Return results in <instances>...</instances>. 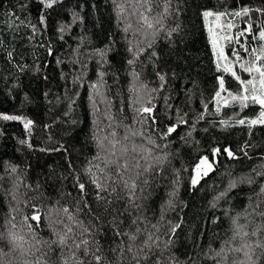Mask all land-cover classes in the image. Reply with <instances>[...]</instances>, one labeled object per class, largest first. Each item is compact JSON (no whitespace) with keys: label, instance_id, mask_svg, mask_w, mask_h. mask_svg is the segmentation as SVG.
I'll list each match as a JSON object with an SVG mask.
<instances>
[{"label":"trees","instance_id":"1","mask_svg":"<svg viewBox=\"0 0 264 264\" xmlns=\"http://www.w3.org/2000/svg\"><path fill=\"white\" fill-rule=\"evenodd\" d=\"M116 3L126 4V0ZM164 3L165 0H154L156 12L163 11ZM19 4L27 7L20 9ZM243 6L262 7L264 0H171L170 14L164 19L163 27L147 29L136 23L137 16L129 15L131 7L126 5L123 14H119L113 0H63L48 10L43 9L39 0H0V114L23 116L34 122L29 131L22 121L0 119V231L11 229L6 220L15 217L13 223L17 227L11 230L31 241L23 216L31 215L32 205H36L43 214L38 236L47 240L51 238L49 215L53 220L57 218V213L49 210L60 205L72 206L78 198L73 170L86 180L83 171L97 153L92 134L96 128L94 121L102 118L94 113L89 98L100 99L91 85L100 83L101 71L105 75L99 91L111 103V112L121 115L117 108H124L125 124L133 123L134 94L129 92L135 80L133 73L138 76L137 83L147 85L141 94L155 106L152 115L157 130H166L180 117L188 121L168 139H157L153 134L162 146L153 154L167 153V159L148 176L149 185L143 193L136 192V203L143 205L142 213L125 200L115 205L121 212L125 207L131 212L130 216L125 213L122 217V229L128 230L137 216L146 217L138 226L159 237V248L155 251L162 264H173L174 260L180 264H213L209 257L232 235L233 217L240 214L239 222L249 225L248 231L261 223L264 218L256 215L253 207L264 200V196L257 195L264 186V178L256 175L264 172V126L252 127L250 135L247 126L235 123L239 118L237 113L254 118L260 107L251 104L241 111L239 105L230 104L221 107L219 113L215 111L212 98L218 88L217 77L224 76L233 91L239 85L230 74L218 70L202 16L205 10H239ZM9 12H15L19 19L9 16ZM41 13L46 15L44 25L39 22ZM262 19L255 13L250 18L236 17L235 28L241 30L246 26L245 21H249L256 29ZM128 23L133 27L125 32ZM177 24L180 31L169 36L168 32ZM62 27L64 30L60 31ZM153 40V47L149 48L148 43ZM129 48L144 49L132 65L127 63L133 59ZM101 49L107 50L104 57L99 54ZM153 51L156 56L151 55ZM8 52H12L11 58ZM158 74L165 76L164 82ZM98 107L103 110L106 105L101 103ZM202 112L204 118L200 119ZM222 120H228L232 126L225 127L220 123ZM190 131L192 135L188 136ZM21 140L26 143L21 144ZM246 142L250 145L246 149L248 156L241 151ZM61 145L67 147L68 153L50 151ZM217 147L231 148L238 158L230 159L221 151L215 171L192 186L191 178L199 158L203 155L212 158L211 150ZM250 176L254 183L241 182ZM233 181L236 187L229 189ZM221 192L227 195L217 200ZM87 200L103 220L106 235L97 239L103 245L107 264V260H115L118 255L109 250L115 247L109 229L114 213L103 212L95 201L94 189ZM80 217L85 225L89 224L87 210ZM59 218H64L63 213ZM152 224L157 225L158 231ZM177 224L180 226L172 234L170 229ZM169 239L171 243L165 247ZM28 247L26 244L25 248ZM0 249H3L2 264H23L24 260L35 258L31 254L22 256L19 249L11 250L3 242ZM229 256L244 259L242 254ZM124 257L127 264L128 254ZM51 259L56 261L57 255L53 254Z\"/></svg>","mask_w":264,"mask_h":264},{"label":"snow or ice","instance_id":"2","mask_svg":"<svg viewBox=\"0 0 264 264\" xmlns=\"http://www.w3.org/2000/svg\"><path fill=\"white\" fill-rule=\"evenodd\" d=\"M63 0H39V4L43 9H53L57 4H61ZM119 14H123L126 5L131 7L132 11L130 16H137L136 23L140 27H146L147 29H155L157 25L160 28L163 27V21L169 13L171 7V0H165L163 11L156 12L154 0H126L125 3H116ZM20 9L27 7L25 4H19ZM158 8L159 5H156ZM143 9V10H141ZM155 12V15L153 13ZM258 14L260 17H264V6L262 7H250L243 6L239 10L224 11H212L205 10L202 16L207 26L209 18L214 17L216 27L223 32L225 24L220 23L223 18L227 17L226 27L233 29L236 25L232 22L234 17H251V14ZM9 16L19 17L15 12L7 13ZM40 24H46V15L41 13L39 16ZM23 23V21H20ZM245 27L235 33L234 36L217 35L214 34L213 28L209 27V37L213 47V52L217 58V68L220 69L219 61L223 59L225 61L223 71L230 73V75L238 82L239 87L233 91L230 86L226 84L224 76L217 77L218 88L214 93L213 101L215 102V111L219 113L221 107H227L230 104L239 105L241 111L248 108L251 104H257L260 107L258 115L254 118L247 116H239L235 123L240 126H247L249 128V134L251 135V128L257 125L264 126V19H262L258 27L254 30L253 23L245 21ZM11 27V24L9 25ZM33 31H36L35 25L32 26ZM133 27L132 23H128L124 28L125 32ZM63 27L60 31H63ZM139 28L137 29V31ZM159 30V29H157ZM180 31V25H176L168 32L171 36L173 33ZM245 34L251 37L253 41H260L259 48H249L246 44L240 42V37H244ZM219 40L233 41L239 44L240 49L246 54L247 58L241 56L240 51L233 49L232 57L229 59L225 55L222 47L218 48ZM153 41L148 43V47H153ZM2 44V41H0ZM144 49L134 50L129 48L128 51L132 53L133 59H129L127 63L132 65L135 62V58ZM106 49L99 50L101 57L106 55ZM51 55V49H49ZM8 57H12V52L7 53ZM152 56H156V52H151ZM59 63V61H57ZM241 73H247V77H243ZM105 73L101 71L99 76L101 78L100 83H93L91 87L96 91L99 100L89 99L92 101V107L94 113L98 114L102 119L94 121L96 128L93 130L92 139L97 147V153L92 160L88 162L89 166L83 171V175L87 177L86 180H82L79 174H74L73 179L75 187L78 190L79 196L74 199L72 206L60 205L49 210V212L57 213V218L52 219L49 215V228L51 232V238L44 240L39 238L37 229L43 222V214L41 209L32 205L33 212L31 215H24L23 221L27 226L28 233L31 236V241L25 238V235L12 231L17 225L13 223L15 217L6 220V224L11 225V229L7 232L0 231V242H3L11 250L19 249L22 256L31 254L35 258L33 260H24L23 264H105L106 256L103 253V245L97 239V236H105L106 232L102 227L103 220L89 204L87 196L90 191L94 189L95 201L98 205L102 206L105 214H112V219L109 221V229L112 233L113 242L115 247H110V251L118 253L115 260H107V264H125L124 254L127 253V264H162L159 255L155 249L159 248V237L152 232H147L138 226V222L146 217L137 216L136 219H132L128 230L122 229L121 225L124 223L122 217L127 213L129 216L131 212L128 207H125L123 212L115 207L120 200H125L126 204L143 212V205L137 204L136 192L143 193L144 188L149 185L148 176L152 175L157 170V166L161 165L167 159V153L163 156L154 155L157 150H161L162 146L157 143V139H168L173 133L177 131V128L181 124H188V121L183 117H180L176 123L169 124L166 130L159 131L155 128L157 123L155 117L152 115L154 105H152L151 99L145 100L144 93L147 89V85L142 82L137 83L138 76L133 73L135 78L132 86L129 88V92L134 94L132 100V111L134 113L131 124H125L122 113L123 107L117 108V115L111 112L112 105L104 97V93L99 91L103 84V77ZM161 82L165 81V76L158 74ZM163 87V83L161 84ZM155 92L156 89H152ZM226 94V95H225ZM75 103V100L72 101ZM105 104L106 107L101 110L98 105ZM147 105V106H146ZM71 107V105H70ZM205 111L208 109V105H204ZM186 115V114H185ZM204 118V113L200 114V119ZM0 119L5 121H22L26 130L31 129L33 121L23 116L0 114ZM76 123V121H73ZM225 127H230L228 120L220 121ZM103 124V126H101ZM134 124L140 125L139 128L134 127ZM192 131H195L194 125ZM207 131V129H205ZM99 133H104L100 135ZM153 134L157 136V139L153 138ZM188 136L192 135V132L187 133ZM184 137H182L183 139ZM21 144L26 141L21 140ZM29 147L31 145L29 144ZM164 148L167 145L163 146ZM250 145L245 143L241 151L245 156H248L246 149ZM45 151V149H41ZM50 151H64L68 153L67 147L61 145L58 148L51 149ZM213 156L221 154L223 151L230 159H237V154L229 147H225L222 150L220 148H213ZM70 155V154H69ZM142 161L144 163H142ZM69 168L72 169L71 161H68ZM213 169V163L209 161L208 156H204L200 159L199 163L195 166V175L191 178V185L196 186L202 176H206L209 171ZM15 171V168L12 169ZM158 174V173H157ZM256 175L264 178V172H257ZM241 182L254 183L253 177L244 178ZM91 186V187H89ZM236 187V182H230L229 189ZM124 193L125 195H121ZM71 195V193H68ZM175 195V192L172 193ZM227 195V192H221L217 200ZM258 196H264V186H261ZM15 199V196H13ZM146 199V197H145ZM60 204L59 201L56 202ZM171 206V201H169ZM215 205H213L214 207ZM87 210L89 216V224L85 225L80 214ZM16 211V209H13ZM253 212L261 218H264V200L256 203L253 207ZM63 213V219L59 218V214ZM163 219V216H161ZM240 214L232 218V235L223 241V245L219 250L214 251V255L209 259L213 264H264V239L259 237L264 236V219L261 223L252 228L251 231L246 230L249 225H244L239 222ZM215 222V221H214ZM180 225H174L170 232L175 234L176 228ZM153 229H157L156 224H152ZM86 237H91L88 239ZM252 237L257 239L252 240ZM171 243V240L165 242V247ZM29 245L25 248V245ZM259 250V251H258ZM3 252V249H0ZM36 253H40L36 256ZM242 254L244 259L237 260L230 258L229 254ZM8 255V253H3ZM53 254L57 255L56 261L51 259ZM207 255V254H206ZM156 257L153 260V257ZM2 264V262H0ZM173 264H180L179 261L174 260Z\"/></svg>","mask_w":264,"mask_h":264},{"label":"rangeland","instance_id":"3","mask_svg":"<svg viewBox=\"0 0 264 264\" xmlns=\"http://www.w3.org/2000/svg\"><path fill=\"white\" fill-rule=\"evenodd\" d=\"M235 18H236V17H234V18L232 19V22L236 25ZM227 20H228V18L225 17V18H223L222 21L220 22V23H222V24H225V28H224L223 32H221V31L216 27V23H217V22L215 21V18H214V17H210V18H209V23H208V25L206 26L207 32H208V28L211 27V28H213V32H214V34H217V35H228V36H234L235 33H237V32L240 31V30H238V29H236V28H235V29H234V28H233V29H228V28L226 27V22H227ZM253 29H254V27H253ZM254 30H255V29H254ZM208 35H209V32H208ZM209 38H210V37H209ZM210 42H211V40H210ZM240 42L246 44V46H248L249 48H252V47L259 48V47H260V44H261L260 41H253V40L251 39L250 36H249V37H246V35H245L244 37H240ZM211 46H212V44H211ZM219 47H222V48L224 49V53H225L226 56L229 57V59H234V57H232V51H233V49H237V50H239V51L241 52V53H240L241 56H244L245 58H247V56H246V54L243 52V50L240 49L239 44L235 43L234 40H233V41L219 40V42H218V48H219ZM212 49H213V47H212ZM213 53H214V52H213ZM214 57H215V63H216V66H217L218 61H217V58H216L215 54H214ZM219 64H220V69H219V70H220L222 73L226 74V72L223 71V67H224L225 61H224L223 59H221V60L219 61ZM227 74H230V73H227ZM241 75H242L243 77H247V73H241Z\"/></svg>","mask_w":264,"mask_h":264},{"label":"water","instance_id":"4","mask_svg":"<svg viewBox=\"0 0 264 264\" xmlns=\"http://www.w3.org/2000/svg\"><path fill=\"white\" fill-rule=\"evenodd\" d=\"M204 156H208V155H203L202 157H204ZM202 157L199 158V161H200V159H201ZM208 157H209V156H208ZM199 161H198V163H199ZM209 161L213 163V169H212L211 171H209L208 174H207L206 176H202L203 178L208 177L209 175H211V174L215 171V167H216V164H217V162H218V158H217V156H215V157L213 156L212 158L209 157Z\"/></svg>","mask_w":264,"mask_h":264}]
</instances>
